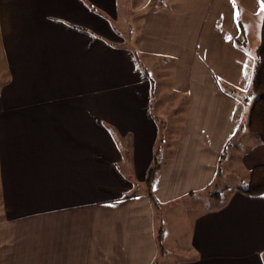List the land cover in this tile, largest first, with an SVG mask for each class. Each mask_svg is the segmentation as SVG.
I'll return each mask as SVG.
<instances>
[{
  "label": "crops",
  "instance_id": "1",
  "mask_svg": "<svg viewBox=\"0 0 264 264\" xmlns=\"http://www.w3.org/2000/svg\"><path fill=\"white\" fill-rule=\"evenodd\" d=\"M263 19L264 0H0V264H264V193L242 191ZM156 83L187 110L154 203Z\"/></svg>",
  "mask_w": 264,
  "mask_h": 264
},
{
  "label": "trees",
  "instance_id": "2",
  "mask_svg": "<svg viewBox=\"0 0 264 264\" xmlns=\"http://www.w3.org/2000/svg\"><path fill=\"white\" fill-rule=\"evenodd\" d=\"M255 99V100H253ZM252 100L254 102H252ZM244 103L249 107L247 128L264 142V19L261 29L259 45L256 49V62L249 92L244 97ZM252 103V104H251ZM251 105V106H250ZM159 151L156 153L154 164L148 173L147 186L150 198L155 203L151 193L155 174L160 168ZM247 194L258 195L264 193V166H257L251 172L250 182L242 189ZM213 195H217L216 192ZM161 233L159 241L161 242Z\"/></svg>",
  "mask_w": 264,
  "mask_h": 264
},
{
  "label": "rangeland",
  "instance_id": "3",
  "mask_svg": "<svg viewBox=\"0 0 264 264\" xmlns=\"http://www.w3.org/2000/svg\"><path fill=\"white\" fill-rule=\"evenodd\" d=\"M158 84L159 83H156V86L154 89L153 113L157 114V120H158L159 129H160V137L158 139V143L155 145V150H156L155 153H157L158 151L161 152L159 154L158 159H160V161L163 162V160H165V157L169 156L171 153V148L166 147V145L173 146L175 144V141H176L175 135L179 131L178 122L180 123V120L176 119V117L181 119L184 116V113L186 112L187 107L186 105H182L181 103L179 105H173V103H175L174 98L176 97L173 94H171V92L169 93V91H163L161 89L160 91L159 90L157 91V88L159 87ZM161 88L163 89V87ZM253 100L252 102H254ZM171 121L174 125L171 123ZM238 141L239 139L236 140V142L234 143H238ZM125 144L128 146L130 145L129 139L125 142ZM235 181L231 177L228 178V184L230 185L235 184ZM135 183L138 188H140L142 185L136 181ZM216 190H217L216 196H218V194L222 192V188L219 186L218 189ZM170 207L171 206H160V210L157 211L158 218L156 222L158 221V223H160V225L157 224L159 225V227H161L162 222L165 225H167V222H169L171 226L179 225L182 223L181 221L182 212L178 210L179 208L168 211V208ZM178 220L181 223L178 222Z\"/></svg>",
  "mask_w": 264,
  "mask_h": 264
}]
</instances>
